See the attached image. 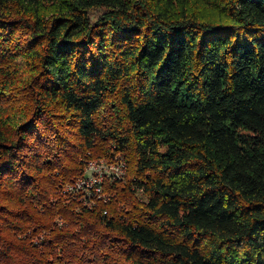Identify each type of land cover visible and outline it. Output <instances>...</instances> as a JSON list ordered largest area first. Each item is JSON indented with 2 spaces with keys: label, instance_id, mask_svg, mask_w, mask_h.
Wrapping results in <instances>:
<instances>
[{
  "label": "trees",
  "instance_id": "16d2710c",
  "mask_svg": "<svg viewBox=\"0 0 264 264\" xmlns=\"http://www.w3.org/2000/svg\"><path fill=\"white\" fill-rule=\"evenodd\" d=\"M197 3L0 0V264H264V0Z\"/></svg>",
  "mask_w": 264,
  "mask_h": 264
},
{
  "label": "built area",
  "instance_id": "2783aa9c",
  "mask_svg": "<svg viewBox=\"0 0 264 264\" xmlns=\"http://www.w3.org/2000/svg\"><path fill=\"white\" fill-rule=\"evenodd\" d=\"M127 169V161L121 153L90 159L82 174L66 183L62 191L72 196H81L87 204H92L91 201L95 199L107 201L109 195L104 188L106 181L124 178Z\"/></svg>",
  "mask_w": 264,
  "mask_h": 264
},
{
  "label": "rangeland",
  "instance_id": "374dc122",
  "mask_svg": "<svg viewBox=\"0 0 264 264\" xmlns=\"http://www.w3.org/2000/svg\"><path fill=\"white\" fill-rule=\"evenodd\" d=\"M225 7V0H198L197 5L195 8L200 12V15L204 17L206 20H218L221 22H228L229 18L226 12H224ZM52 4L48 1L44 4V12L50 13L52 10ZM19 103V99L17 100L16 104ZM17 115H14L12 121H19ZM125 158V155H123ZM128 171V170H127ZM127 175V173H126ZM125 175V176H126ZM127 178V177H126ZM110 182L107 180L105 184ZM139 196L141 197L142 194L139 192Z\"/></svg>",
  "mask_w": 264,
  "mask_h": 264
}]
</instances>
